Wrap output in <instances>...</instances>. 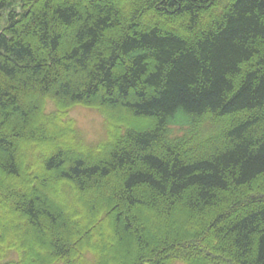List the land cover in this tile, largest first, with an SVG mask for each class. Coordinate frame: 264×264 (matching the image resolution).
Instances as JSON below:
<instances>
[{
  "label": "trees",
  "instance_id": "trees-1",
  "mask_svg": "<svg viewBox=\"0 0 264 264\" xmlns=\"http://www.w3.org/2000/svg\"><path fill=\"white\" fill-rule=\"evenodd\" d=\"M0 264H264V0H0Z\"/></svg>",
  "mask_w": 264,
  "mask_h": 264
},
{
  "label": "rangeland",
  "instance_id": "rangeland-1",
  "mask_svg": "<svg viewBox=\"0 0 264 264\" xmlns=\"http://www.w3.org/2000/svg\"><path fill=\"white\" fill-rule=\"evenodd\" d=\"M70 117L76 121L80 131L88 141L97 142L105 136V120L98 111L84 107H77L71 111ZM51 198L54 201L55 198L53 195ZM55 204L59 208L56 200ZM116 251L119 252L120 248H117Z\"/></svg>",
  "mask_w": 264,
  "mask_h": 264
}]
</instances>
